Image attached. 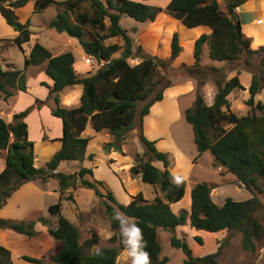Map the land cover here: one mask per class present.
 <instances>
[{"label": "trees", "instance_id": "1", "mask_svg": "<svg viewBox=\"0 0 264 264\" xmlns=\"http://www.w3.org/2000/svg\"><path fill=\"white\" fill-rule=\"evenodd\" d=\"M150 0L134 2L131 0H0V14L6 24L17 33L13 39L0 38V100L7 101L15 91L27 92V78L24 70H17L12 65L4 69L1 54L4 48L13 43L24 52L23 45L31 40L30 23H21L15 13L34 2V9L43 12L51 6H62L49 23L48 29L65 33L76 39L83 52L93 59L98 68L94 73L79 75L75 68L72 52L58 56L35 43L29 55H25V70L30 66L46 65L45 74L53 81L49 86L42 82L41 86L48 89L45 100H35V106L12 115L11 122L0 117V151H7L4 169L0 172V210L7 201L25 184L38 180L46 181L55 177L61 195L78 186L92 190L95 196L105 197L99 189L103 183L90 181L85 177H93L92 169L80 168L74 173L60 172L59 166L66 161L83 162L90 138L82 134L91 123L97 133L108 131L112 142L104 145L105 152L121 153V145L130 132L136 128L141 130L139 143L143 152L134 158L130 173L143 183L156 188L157 196L148 201L142 193L136 194L128 205L119 203L113 193L108 191L105 212L110 227L115 233L111 243L119 241L123 248L118 223L112 218L118 209L131 217L142 230L148 242L152 264H167L168 258H160L161 248L158 242L160 230L172 234L171 246L185 254L183 264H218L223 254V246L236 235H242V247L246 251H254L256 241L263 242L264 224L257 218L264 211V204L259 194L264 193L260 180H264V104L255 103V97L264 91V47L251 49V41L242 31V24L236 9L249 0H171L163 9L149 5ZM160 14L181 23L182 28L194 30L204 28L195 39L193 47L194 64L187 67L190 73H201L202 58L205 45L209 48L211 60L231 65L243 61L242 71L251 74L249 99L247 105L253 112L238 117L230 111L229 96L236 90H245L237 75L228 81H216L217 94L213 105L207 106L199 93L196 92L195 103L184 112L187 123L192 127L194 143L199 156L210 152L217 165L235 176L252 197L245 201L225 200L217 205L211 198L213 187L207 182L195 184L190 191V208L186 212L175 214L172 205L180 203L186 194V182L173 183L174 177L170 170L169 154L161 152L155 141H150L142 132L143 120L150 114V109L164 99L166 89L172 87L166 77L160 76L159 69L167 68L182 51L179 34L175 33L170 44V58L163 59L147 55L143 47L136 43L129 31L122 28V16H128L138 23H153ZM72 16L74 20L72 21ZM137 32V27L132 28ZM91 38H87V36ZM111 39H120L119 44H106ZM119 54V57H115ZM258 58V62L254 59ZM139 59L136 65L129 60ZM186 67V66H184ZM256 67V68H255ZM255 68V69H254ZM211 72H219L217 68H207ZM205 81H199L201 88ZM81 86L82 95L78 107L67 109L62 107L61 94L68 88ZM48 101L54 107L51 115L62 121L61 148L51 157L44 168L35 167L34 143L29 139L27 117L36 108L41 110ZM155 107L152 108V111ZM259 112L257 114L256 112ZM90 160L93 155L88 157ZM161 162L164 170L154 165ZM160 194V195H159ZM63 197V196H62ZM67 200L73 201L70 195ZM62 203L51 205L49 213L58 217L57 227L49 230V235L58 243L50 260L55 264H117L120 249L94 247L99 242L97 232L80 242L79 229L67 218L62 216ZM189 221L191 229L216 235L227 231L229 235L221 240L220 247L214 253L196 257L185 240L178 238L175 231L186 226ZM38 222L47 225V221H19L0 217V230L13 231L26 238H36ZM195 241L202 245L201 237ZM32 264H41L40 259L24 257ZM0 264H13L11 252L0 245Z\"/></svg>", "mask_w": 264, "mask_h": 264}, {"label": "rangeland", "instance_id": "2", "mask_svg": "<svg viewBox=\"0 0 264 264\" xmlns=\"http://www.w3.org/2000/svg\"><path fill=\"white\" fill-rule=\"evenodd\" d=\"M102 1L106 2V0ZM131 1L142 2V0ZM170 1L171 0H150L147 3L151 6L164 9ZM219 2L221 6H223L222 1L219 0ZM63 9L62 6H51L43 12H37L34 9V2H30L25 7L15 11L21 23L25 24L27 21L30 23L29 30L32 35L30 42L25 44V48H31L32 45L38 41L50 51L59 49L56 53L59 51H64L63 53L73 52L77 57V52L83 53V49L76 39L74 40L76 45L70 46L67 35L65 36L55 30L48 29V23L59 12H62ZM246 18L247 16L244 18V21L247 20ZM73 20L74 17L72 16V21ZM3 22L0 19V38L10 39L9 37L12 35L7 32L6 26L9 28L11 27L6 24L5 20ZM120 25L122 28L129 31L131 37L136 43L143 47L147 55L157 56L163 59L170 58L172 37L175 33L179 34L182 51L167 68L159 69V74L160 76L166 77L167 81L171 82L173 86H183V91L180 93V96L176 95L174 97L175 99H172L167 93V101L165 100L166 102L162 104L156 103L153 106L155 108L152 111V116H146L148 118H144L142 127V132L145 134V121L149 137L150 135L157 136L160 134L161 137L154 141L158 144L164 143L162 146L168 149L170 159L169 170L171 174L173 176L182 177V180L186 182L187 194L179 204L172 207L173 212L175 214L186 212L190 215L191 208L188 190L195 184L201 182H207L213 187L211 198L220 206L223 205L228 198L235 201H245L251 198L252 194L237 181L235 176L227 173L226 169L217 165L210 152H205L199 156L197 147L194 143L192 127L187 123L184 117L185 110L192 107L195 103L197 90H199L206 104L212 99L213 94H215L216 97V81L222 79L226 82L232 78L231 76L238 74L239 71L242 72L244 69L243 61L231 65L213 61L209 57L208 48L205 47L202 58L203 70L199 74L190 73L187 67L194 64V58L193 48H190L189 44L195 42V39L199 37L195 32H190L182 28L180 22L170 19L166 14H160L153 23H138L128 16H122ZM261 25H258L259 27L257 28H261ZM133 27H137V32H132ZM87 38L89 39L91 37L88 35ZM115 43L120 46L123 44L120 39L106 41L107 45ZM261 43H264V33L254 37L253 45L251 39V49L257 50L259 47H253ZM115 57H119V54H116ZM1 59L3 68L6 70L10 65L17 70H24L27 78V86L29 83V88H27V91L29 89L28 93L26 92L24 95H19L17 100L8 99L6 102L0 100V117L6 122H11L13 111L16 113L22 112L29 107L35 106L36 99L42 101L46 99L48 89L42 87L41 83L45 82L43 78L47 80L48 77L46 75V77L43 76L45 64L30 66L25 70V54L13 43L8 44L4 48ZM254 61L258 62V58H255ZM86 62L90 64V61L86 60ZM139 62V59L129 60L131 65H136ZM215 66H221L217 68L220 70L219 72L208 71L207 68H216ZM97 68L98 64L94 62L89 72L94 73ZM83 73L84 74L81 76L85 75V72ZM201 80L205 81V84L200 88L198 85ZM15 92L13 97L17 94ZM69 93L65 94V101L70 99L71 95L75 94V92ZM248 99L249 95L244 92L240 90L234 91L229 96L230 111L238 117L251 114L253 109L247 105ZM60 100L62 102V99ZM260 100L264 102V93ZM79 103L80 99H75V101L67 103V109L76 107ZM53 107V102L48 101L41 110L34 108L27 119L29 125V139L34 143L33 150L36 168H44L46 163L58 151L59 139L50 140V137H59L62 134V127L59 129L55 121L61 120L51 115ZM152 108L150 109V113ZM256 113L259 114L258 111ZM140 132L141 130L139 128L130 132L126 141L121 145L122 152L118 153L122 156L128 155L131 161H127L126 158L121 159L117 157V161H111V164H106V166L104 165L100 168L98 175L102 177V181L106 182L107 185L99 181L103 183L102 186H99V189L105 197L99 198L95 196L92 190L80 186L69 189L64 195H61L58 181L55 177H50L46 181L38 180L32 182V185L29 186L30 188L27 187L21 190L7 201L4 208L0 210L1 218L19 221L37 222L40 219L47 221V225L38 222L36 230L39 235L33 239L26 238L13 231L0 230V245L11 252L13 264H32L27 262L24 257L40 259L41 264H55L50 260V257L55 253L58 243L49 235V230L57 227L58 217L51 215L48 208L59 201L62 203V216L67 218L79 229L81 243L89 239L92 232H97L99 235V242L94 247V250L108 247L120 249L119 241L115 243L110 242V238L115 231L110 227L105 212L104 204L105 202H110L109 199L106 198L108 191L113 193L119 203L126 205H128L132 198L138 193H142L144 198L148 201H153L157 196L155 187L143 183L139 178H134L130 173V168L134 165L135 156L143 152V147L139 143ZM90 142L93 144V147H91L89 151H97L101 148L104 153L114 152H105L103 149L105 144L112 142V136L106 130L101 133V135L96 136L92 141L90 140ZM6 154L7 151H0V165L4 163ZM92 161H94V155L91 159V163L95 165V162ZM158 166L161 170H164L161 162H158ZM79 168L77 163L68 161L61 165L59 171L74 173ZM90 177V175H87L85 178L91 181ZM260 183L264 187V180H260ZM70 195L73 197V201L67 200V197ZM258 196L264 204V193ZM257 218L264 224V211H260L257 214ZM175 235L185 240L193 251L194 256L200 257L216 252L220 247L221 240L226 238L229 233L223 231L214 235L206 232H197L191 229L188 221L186 226L176 229ZM171 236L172 234L168 231H159L158 242L161 248L160 258H168L169 261L167 264H183L186 259L185 254L182 250L171 246ZM195 237L202 238V245H199L195 241ZM117 264H130L129 257L124 249H120ZM218 264H264L263 242L256 241L255 250L246 251L242 247V235L236 234L230 239L227 245L223 246V254L218 258Z\"/></svg>", "mask_w": 264, "mask_h": 264}, {"label": "crops", "instance_id": "3", "mask_svg": "<svg viewBox=\"0 0 264 264\" xmlns=\"http://www.w3.org/2000/svg\"><path fill=\"white\" fill-rule=\"evenodd\" d=\"M236 13L238 14L239 18H240V21H241V24H242V31L244 33V35L250 39H252V45H253V41H254V37H256L257 35L261 34V33H264V0H249L248 2H246L244 5L240 6L239 8L236 9ZM252 14V16H251ZM165 15V14H164ZM247 16V20L244 21V18ZM261 18V19H259ZM0 19L1 21L3 22L4 19L2 18V16L0 15ZM172 19V18H170ZM4 23V22H3ZM263 24V25H261ZM258 25H261V28H257L259 27ZM6 29H7V32L8 33H11V37H9L10 39H13L16 37L17 33L14 32L13 29L9 28L6 26ZM190 32H195L198 36L200 35V33L202 32H206V30H204V28H197V29H194V30H189ZM63 35L66 36L65 33H63ZM69 38V41L68 43L70 44V46H73V45H76V43L74 42L75 39H72L70 37ZM35 43H39L38 41H36ZM34 43V44H35ZM34 44L32 45V47L34 46ZM190 48H193L194 47V42H191L189 44ZM31 48H25V44L23 45V50H24V54L25 55H29L30 51H31ZM207 47L208 48V45H205L204 48ZM253 47V46H252ZM258 47H264V43H261V44H258L257 46L253 47V48H258ZM59 50V49H54V51H50L52 53L53 56H58L60 54H62L64 51H59L58 53H56V51ZM209 50V48H208ZM203 52H204V49H203ZM73 53V52H72ZM78 54V57L76 55H74V58H75V64H74V68L76 70V72L79 74V75H83L85 72V75L88 74V72L91 70V66L93 65V63L95 62L93 59H91L90 57H88L84 52H77ZM204 54V53H203ZM86 60L90 61L88 64L86 62ZM220 63V62H219ZM223 64V63H222ZM221 64V66H222ZM210 66V65H209ZM221 66H215L216 68L218 67H221ZM46 68V66H45ZM45 70V69H44ZM90 73V72H89ZM45 71L43 73V76H45ZM237 74H235L234 76H236ZM234 76H231V77H234ZM238 78H239V81L241 83V85L245 88V90H240L241 92H244L245 94L249 95V86H250V83H251V74L249 72H246V71H242L239 75H237ZM231 79V78H230ZM43 80L49 85V86H52L53 85V81L50 79V78H43ZM28 88H29V83H28ZM183 86L181 85H175L171 88H168L166 89L165 93H164V99L163 101L157 103V104H162V103H165L167 100V93L172 97V99H175L174 97L176 95H181L180 93L183 91ZM236 90H239V89H236ZM234 90V91H236ZM29 91V89H28ZM27 91V93H28ZM48 91V90H47ZM218 91V89L216 88V91L215 93ZM233 91V92H234ZM70 92V93H69ZM72 92H75L74 95H71L70 96V99H67L65 101L64 97H65V94L69 93L71 94ZM232 92V93H233ZM15 93H17L15 95V97H11L10 99H18V96L19 95H24L26 93H23V92H19V91H16ZM264 93V91H262L260 94H258L256 97H255V101L256 103L257 102H262L260 100L262 94ZM81 95H82V88L81 86H74V87H71V88H68L66 89L62 94H61V99H62V102H61V105L62 107H66L68 108V104L69 102H72V101H75V99H80L81 98ZM250 96V95H249ZM47 98V97H46ZM9 99V100H10ZM214 99H215V94H213L212 96V99L209 100L206 104L208 106H211L213 105L214 103ZM166 100V101H165ZM264 104V102H262ZM80 104V103H79ZM79 106V105H78ZM76 106V107H78ZM72 108H75V107H72ZM14 109V108H13ZM36 110V109H35ZM16 112L13 111V114H15ZM148 116H152V114L150 113ZM148 118V117H146ZM28 119V117H27ZM27 119H26V122H27ZM58 119V118H57ZM60 120V119H59ZM59 126V129L62 127V121H58V120H55ZM28 124V123H27ZM29 127V125H28ZM62 130V128H61ZM144 130L146 131L145 132V136L148 137V139L150 141H154V140H158L160 136V134H158L157 136H151L149 137V134L147 133V125L144 121ZM104 132V131H103ZM103 132H99L97 133L96 131H94V129L92 128V125L91 123H89L87 126H86V129L85 131L83 132L82 136L83 137H90L91 138V141L98 135H101V133ZM61 133V132H60ZM163 133V132H162ZM62 137V134L59 136V137H50V140H55V139H60ZM58 150L61 148L62 144L59 142L58 143ZM162 144H158L156 143V147L159 151L161 152H165V153H169L168 149H165L162 145ZM161 146V147H159ZM93 147V144H91V142L89 143L88 147H87V151H86V159L83 161V162H79V161H75V163H77L79 165L80 168H88V169H92L93 171V177L91 179V181H102V177H99V172H100V168H102V166H106V164H111V161H115L116 159L118 160L117 157H120L121 159H124L126 158L127 161H131V158L128 156V155H120L118 154L117 152H110V153H104L102 151L101 148H99L97 151H89L90 148ZM94 155V161L92 162H95V165H93L91 163V160L88 158L89 155ZM119 158V159H120ZM116 160V161H117ZM68 162V161H66ZM66 162H62L59 166V168L61 167V165H63V163H66ZM99 165V166H98ZM154 165L156 167H158L160 169V167L158 166V162L157 163H154ZM4 166H5V161L4 163H2L0 165V172L4 169ZM79 168V169H80ZM164 168V166H163ZM79 169H77L76 171H78ZM59 171V169H58ZM103 182V181H102ZM32 182L30 183H27L25 184L24 186H22L15 194H17L18 192H20L21 190L23 189H26L27 187L30 188L29 186L32 185L31 184ZM105 185H107L106 182H103ZM186 190H187V187H186ZM190 191L191 189L188 190V194L190 196ZM14 194V195H15ZM186 194H187V191H186ZM185 194V195H186ZM129 198V197H128ZM189 202H190V197H189ZM129 203V202H128ZM179 204V203H178ZM123 205H126V204H123ZM174 205H172L173 207ZM1 212V211H0ZM0 217H1V214H0Z\"/></svg>", "mask_w": 264, "mask_h": 264}, {"label": "clouds", "instance_id": "4", "mask_svg": "<svg viewBox=\"0 0 264 264\" xmlns=\"http://www.w3.org/2000/svg\"><path fill=\"white\" fill-rule=\"evenodd\" d=\"M182 177H172L173 183L182 182ZM118 223L124 251L127 253L130 264H152L151 254L148 250V242L145 240L143 230L126 213L114 210L112 217ZM135 234V235H133ZM99 254V249H97Z\"/></svg>", "mask_w": 264, "mask_h": 264}, {"label": "snow or ice", "instance_id": "5", "mask_svg": "<svg viewBox=\"0 0 264 264\" xmlns=\"http://www.w3.org/2000/svg\"><path fill=\"white\" fill-rule=\"evenodd\" d=\"M133 235H135V234H133Z\"/></svg>", "mask_w": 264, "mask_h": 264}]
</instances>
